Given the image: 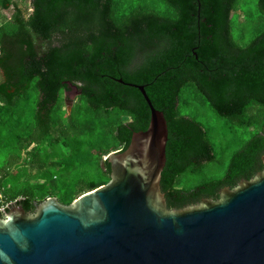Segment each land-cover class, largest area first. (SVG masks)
I'll list each match as a JSON object with an SVG mask.
<instances>
[{
    "label": "trees",
    "instance_id": "1",
    "mask_svg": "<svg viewBox=\"0 0 264 264\" xmlns=\"http://www.w3.org/2000/svg\"><path fill=\"white\" fill-rule=\"evenodd\" d=\"M22 1L0 0V188L16 205L34 212L51 196L71 204L110 181L105 156L126 150L151 118L142 92L117 79L145 86L168 121L161 184L170 209L216 200L264 169V30L238 41L241 0H29L28 15ZM68 81L82 91L72 114L63 109ZM210 110L229 138L220 176L200 120Z\"/></svg>",
    "mask_w": 264,
    "mask_h": 264
},
{
    "label": "water",
    "instance_id": "2",
    "mask_svg": "<svg viewBox=\"0 0 264 264\" xmlns=\"http://www.w3.org/2000/svg\"><path fill=\"white\" fill-rule=\"evenodd\" d=\"M117 80L142 92L148 128L105 156L108 183L71 204L51 196L34 212L17 201L1 209L0 264H264V169L216 200L170 209L161 184L168 121L145 86ZM66 83L71 109L82 91Z\"/></svg>",
    "mask_w": 264,
    "mask_h": 264
},
{
    "label": "rangeland",
    "instance_id": "3",
    "mask_svg": "<svg viewBox=\"0 0 264 264\" xmlns=\"http://www.w3.org/2000/svg\"><path fill=\"white\" fill-rule=\"evenodd\" d=\"M20 3H21L20 4L21 7L25 10L26 14L28 15L32 11L31 6H30V1L25 0ZM258 3H259V0H241V4L235 13V16L233 17L234 34L236 38L238 39V41L241 42L242 45L249 44L258 34H260L264 30V15L260 13ZM52 43L55 44L56 42H52ZM40 46L44 49L48 46V44L40 43ZM2 79H3V73L0 70V80ZM67 96L65 95L66 98H70L69 95ZM65 97L63 95L64 99ZM79 102H80V97H74L72 105H71V109H68V106L66 105V103H64L63 109L65 110L68 109V114H72L76 108V105ZM196 111L197 112L199 111L200 113H202L200 116H204L203 114L206 113V111L201 106H198ZM190 112H192V108H190ZM213 115L219 118L216 114H214L210 110L208 113V116H209L208 119L200 117V120L203 122L205 120V125L209 128V134L214 139V142L216 144V150L218 153V159L215 160L214 163H217L218 165L220 164V166L214 169L211 165L210 169L212 171V174L220 176L224 173L226 162H228V159L230 157V152L228 154L227 153L224 154L225 156L223 155V152H224L223 145L226 142H229V138L226 135V133L223 134L224 129L222 127L221 121H219ZM125 119H128V118H125ZM25 158H26V155L23 154L22 159L24 160ZM40 173L41 172L38 170L32 171L30 173L31 181L37 182L38 181L37 175H39ZM206 178H209V177H207L205 174L197 175V176L195 175L194 177L195 185L194 186H196L197 184H199L201 180H204ZM183 183H184L183 186H185L186 188H191L188 180H185V182ZM37 201H40V199H37Z\"/></svg>",
    "mask_w": 264,
    "mask_h": 264
},
{
    "label": "built area",
    "instance_id": "4",
    "mask_svg": "<svg viewBox=\"0 0 264 264\" xmlns=\"http://www.w3.org/2000/svg\"><path fill=\"white\" fill-rule=\"evenodd\" d=\"M16 201L17 200L9 199L5 195L4 191L0 188V210L4 209V208H7V206H9L12 203H15Z\"/></svg>",
    "mask_w": 264,
    "mask_h": 264
},
{
    "label": "flooded vegetation",
    "instance_id": "5",
    "mask_svg": "<svg viewBox=\"0 0 264 264\" xmlns=\"http://www.w3.org/2000/svg\"><path fill=\"white\" fill-rule=\"evenodd\" d=\"M76 91H78L77 89H76ZM65 95L67 96V95H71V89L70 88H66V90L64 91V97H65ZM81 95L82 94H80V95H78L77 97H81ZM68 97V96H67ZM71 97V96H70ZM70 98H66L65 97V103H66V105H67V100H69ZM72 102H73V99H72ZM67 111H68V109H66Z\"/></svg>",
    "mask_w": 264,
    "mask_h": 264
}]
</instances>
